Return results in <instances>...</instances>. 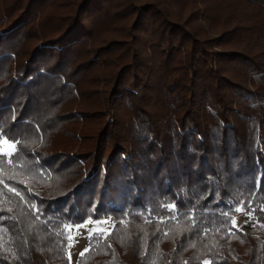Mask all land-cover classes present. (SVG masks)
Returning <instances> with one entry per match:
<instances>
[{
	"label": "trees",
	"instance_id": "trees-1",
	"mask_svg": "<svg viewBox=\"0 0 264 264\" xmlns=\"http://www.w3.org/2000/svg\"><path fill=\"white\" fill-rule=\"evenodd\" d=\"M2 140L0 264H264V0H0Z\"/></svg>",
	"mask_w": 264,
	"mask_h": 264
},
{
	"label": "rangeland",
	"instance_id": "rangeland-1",
	"mask_svg": "<svg viewBox=\"0 0 264 264\" xmlns=\"http://www.w3.org/2000/svg\"><path fill=\"white\" fill-rule=\"evenodd\" d=\"M13 144L5 140L0 141V151L8 154ZM245 219L244 215L239 212L235 217V225L240 224ZM111 219L105 217L102 219H87L80 225L68 227L69 247L68 261L69 264H76L77 257L88 247V237L93 232H107L111 228ZM207 262V260L204 261Z\"/></svg>",
	"mask_w": 264,
	"mask_h": 264
},
{
	"label": "snow or ice",
	"instance_id": "snow-or-ice-1",
	"mask_svg": "<svg viewBox=\"0 0 264 264\" xmlns=\"http://www.w3.org/2000/svg\"><path fill=\"white\" fill-rule=\"evenodd\" d=\"M241 209H236V211H240ZM232 224H233V227H235V221L233 220L232 221ZM85 251H87V249L85 250ZM84 255V252H81V256H83ZM205 264H208V262H205Z\"/></svg>",
	"mask_w": 264,
	"mask_h": 264
}]
</instances>
